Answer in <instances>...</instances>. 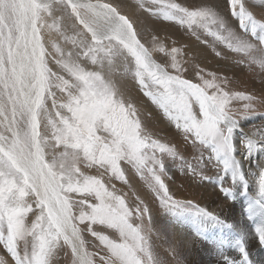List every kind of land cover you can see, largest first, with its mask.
Returning <instances> with one entry per match:
<instances>
[{"label":"snow or ice","instance_id":"1","mask_svg":"<svg viewBox=\"0 0 264 264\" xmlns=\"http://www.w3.org/2000/svg\"><path fill=\"white\" fill-rule=\"evenodd\" d=\"M149 3L146 10L153 15L186 26L197 40L203 32L226 43L250 69L264 71V20L255 18L245 0H227L242 34L209 0L195 7L176 0ZM152 40L150 49L132 21L106 0H0V245L14 264H52L60 248L70 253V264H97L98 253L88 250L82 234L85 223L107 252L99 256L100 264H184L176 247L168 250L171 259L150 247V206L137 198L130 207L126 196L106 186L104 172L127 182L121 161L146 180L160 208L223 223L215 212L174 199L162 178L168 174L161 157H180L147 132L136 108L124 99L113 80L117 66L125 78L131 74L185 139L190 135L194 144L210 150L208 160L219 161L220 179L226 174L232 183L231 188L219 183L223 195L231 199L237 184L244 193L251 187L253 203L264 206V126L250 132L239 128L241 119L257 115L256 97L225 91V82L218 83L214 74L212 80L201 76V84L183 78L175 47L170 65L175 74L170 73L153 59L152 52H165V47L155 36ZM50 59L59 71L49 67ZM233 101L246 103L237 110ZM235 131L241 133L244 160L253 165L247 173L234 155ZM81 164L104 172L87 175ZM185 166L199 174L192 164ZM73 194L96 202L73 199ZM33 204L38 214L28 224ZM96 224L115 230L118 239L94 230ZM255 235L264 245V227H257ZM238 252L243 264H250L243 245ZM0 264L7 261L0 258Z\"/></svg>","mask_w":264,"mask_h":264},{"label":"rangeland","instance_id":"2","mask_svg":"<svg viewBox=\"0 0 264 264\" xmlns=\"http://www.w3.org/2000/svg\"><path fill=\"white\" fill-rule=\"evenodd\" d=\"M106 2L118 7L121 13L126 15L132 21L134 28L139 33L141 42L144 43L146 47L150 49L153 47L152 38L154 36L157 38L158 43L164 45L165 52L153 51L152 56L157 63L165 66L170 73L175 74V70L170 66L172 61L171 49L175 47L180 50L176 54V58L181 64L183 78L189 79L193 83L201 84V76H203L204 80H212L214 74L217 77L218 83L221 80L225 82L221 84V87L225 91L243 92L246 95H253L256 97L254 108L257 115L241 119L239 121V127L244 129L245 132H250L255 130L254 126H264V116L259 115L260 113H264V102H262L264 101V71L259 67H255V70L250 69L246 62H241V54L228 49L226 43L215 41L213 37L207 36L203 32H201L200 40H197L196 37L191 35L186 26L182 27L176 22L164 21L161 17L153 15L150 11L146 10L151 7L149 0H106ZM176 2L181 3L184 6L195 7L199 6L202 3V0H176ZM209 2L218 5L216 10L228 20L230 27L235 32L242 34L238 21L230 15L227 0H209ZM141 3L145 4L144 9L140 8ZM245 3L246 7H248L249 11L253 13L255 18L264 20V7L261 6L262 0H245ZM248 38L249 40H252L250 34ZM201 41H206V43H201ZM49 50L51 51L50 48ZM217 53H219V55H217ZM85 63L87 67H93L90 62ZM49 67H51L53 71H59L55 62L51 59L49 60ZM201 69L203 71H201ZM113 80L118 88L123 89L124 99L127 102H131L136 108L139 118L147 132L154 138H157L172 147L180 157V159L167 155L161 157L164 169L168 174L162 178L174 199L184 201L190 200L194 204L206 208V204L211 200V195L210 197L209 195H206L207 193H205L204 189L205 184L206 186H210V183H212V186H214V184L219 185V183L223 182L224 187H232L231 180L226 174L223 175V180L220 179L222 172L220 167H217L219 161L213 159L209 162L208 157L210 155V150L204 149L198 144V142L194 144L193 138L190 135L188 136V139H185L186 134L181 129H177L175 123L165 117L162 110L154 105L150 98L144 96L139 85L132 78L131 74L125 78L123 76V68L117 66L113 73ZM208 91L209 94H211L213 89H208ZM57 95L59 96L60 93L57 92ZM244 103H246V101H233L231 107L237 110H242ZM50 105L51 102L49 101V106ZM196 111L198 113V108ZM232 143L234 147V155L241 159L243 167L245 166L249 168L250 160H244L241 135H239L238 131L233 133ZM201 153H203V157L198 163L197 157H200ZM186 164H192L195 167L196 172L199 174H194L185 166ZM121 168L124 171L127 182L116 179L114 176L104 172L103 169H98L96 167L86 168L81 164L82 171L87 175L100 176V174L104 172L102 179L106 186H108L110 190L114 188L117 194L126 196V201L130 207L135 206L137 198L144 200L145 203L150 206L151 212L149 216V224L147 225V238L150 247L153 249L154 245H152L151 238L155 235L153 226L154 220H169L174 213L160 208L159 202L155 199L146 180L137 174L135 168L131 164L121 161ZM218 193L222 194V192ZM238 193L240 201L244 200L246 203V201H248L246 198L247 193H243L238 184L233 186L231 199H228L227 201L232 204L235 198L234 196L236 194L238 195ZM241 197H244L245 199H242ZM73 199H85L91 203L96 202L91 196H79L77 194H73ZM222 206L224 207L223 210L225 209L224 213L227 214L228 207L224 205ZM33 209L34 211L29 213L26 218L28 224H30L32 220L35 219V215L38 214V210L35 209V204H33ZM206 210L212 211L213 209L206 208ZM74 211L78 212V209H75ZM175 214L178 215V219L190 218L191 221L194 218L192 223L196 221V217L199 218L198 216L187 212ZM199 219L203 220V222L207 220V218L204 217ZM198 223L200 224L201 222ZM216 224L218 225V223L213 224L208 221V226L206 225L203 227V230H205V228H211L214 226L215 231L213 233L214 240L212 245L211 243H208L203 250L202 246H197L201 252L204 251L206 253L200 260L203 261L206 257L208 264H212L211 259L224 260L227 264L222 253L218 252L219 249L221 250L220 247H222V245L219 244V240H217L216 237L221 238L224 234L226 235V233L223 234V232L227 231V234L231 235L230 233L233 229L227 226L228 229L226 228L225 231L220 230L217 228ZM80 227L82 229V234L87 241L86 246L88 250L90 252L98 253L95 259L97 264H100L99 256L107 255L106 250L103 249V246L99 244V241L95 237H92L87 232L86 223L81 224ZM179 227V230L182 229L183 231L184 227L181 223L179 224ZM93 228L104 235H108L111 239H118V233H116L115 230L108 229L105 225L96 224L93 225ZM169 228L170 227H168V230H170ZM196 231L197 229L195 228L193 232ZM177 232L180 233L179 231ZM189 232L192 234L191 230H189ZM197 233L198 231L194 235L196 236ZM216 242H218V244H216ZM255 244L257 247L260 246V248L264 250V245H261L258 240ZM216 247L218 248L217 250ZM227 249L230 250L229 247H227ZM206 251H208L209 254H207ZM230 251H232V249ZM260 254L261 253H259V260L264 264V253ZM0 258L5 259L7 264H14V261L2 245H0ZM186 260H190V258H186ZM231 262L234 264L236 261L232 258ZM239 262L240 261L236 262V264H241V262ZM249 262L250 264H255L252 261ZM52 264H70V253L68 250L66 248H60L54 255Z\"/></svg>","mask_w":264,"mask_h":264},{"label":"bare ground","instance_id":"3","mask_svg":"<svg viewBox=\"0 0 264 264\" xmlns=\"http://www.w3.org/2000/svg\"><path fill=\"white\" fill-rule=\"evenodd\" d=\"M239 135H241L240 132ZM260 157H261V153L257 152L255 155V159H259ZM251 167H253V165L250 160L249 168ZM243 168L245 173H247L249 168L245 166ZM204 186H205L204 187L205 193H207L206 195L207 196L209 195V197L211 195L210 197L211 200L206 204V208L207 209L212 208L213 209L212 211L217 213L218 216L223 221V223H218V225L216 224L217 228L225 231L228 226L233 229V231L230 233L231 235L227 234L228 232L227 231V232H223V234L226 233V235L224 234L225 236L223 235L221 238L216 237V239L219 240L218 241L219 244L222 245V247H220L221 250L219 249L218 252L222 253L224 259L225 257H228L230 260L233 258V260H235L236 262L240 261L242 264V261L240 259V254L238 252V248L241 245H243L248 254L249 261H252L255 264H263L259 260V253L261 254L264 253V250H262L260 246L257 247L255 244L257 242L255 229L257 227H264V206H258L253 203V198L251 195L253 189L251 187L249 188L246 197L248 201H246V203L244 200L240 201V196L238 193V195L236 194L234 196L236 199L233 197L234 201L232 202V204H230V202L227 201L229 199L228 196L218 193L221 192L219 191L220 185L214 184V186H212V183H210V186L209 185L206 186V184ZM222 205L228 207L227 214L224 213L225 209L223 210L224 207ZM199 218L196 217L195 219L196 221H194V223L196 222L195 224L192 223V220L194 218L191 221L190 218L178 219L177 214H173L169 220H164V219L154 220L153 226H154L155 235L151 238V241L153 243L152 245H154L153 246L154 253L158 254V256L163 257L165 259H167V257L168 259H171V257L168 254V250L171 247H176L177 251L180 254V258L185 262L184 264H189V263L208 264L206 261V257L205 260L203 261L200 260L205 256L206 253L204 251L201 252L199 250V247L202 246V250H203L204 248H206L208 243H211L212 245V242L214 240L213 233L215 231V227L213 226L211 228H205V230H203V227L207 225L208 220H205L203 222V220H200ZM198 222L201 223L199 224ZM180 223L184 227L183 231L182 229L179 230ZM168 227H170L169 228L170 230H168ZM195 228L198 231L196 236L194 234L197 231L193 232ZM189 230L192 231V234H190ZM177 231H179L180 233H178ZM218 242H216V244H218ZM227 247H229L230 250L232 249V251L227 249ZM217 249L218 248L216 247V250ZM208 251H206L207 254H209ZM186 258H190V260H186ZM211 260H212V264H226L224 260H216V259H211ZM236 262L234 264H236ZM157 264H159V261H157Z\"/></svg>","mask_w":264,"mask_h":264}]
</instances>
